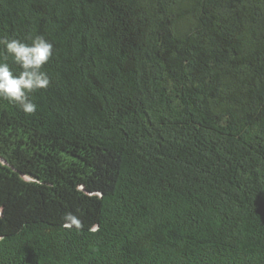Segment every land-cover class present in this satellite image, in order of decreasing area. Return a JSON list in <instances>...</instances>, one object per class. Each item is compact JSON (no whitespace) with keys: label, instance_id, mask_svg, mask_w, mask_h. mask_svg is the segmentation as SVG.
<instances>
[{"label":"trees","instance_id":"trees-1","mask_svg":"<svg viewBox=\"0 0 264 264\" xmlns=\"http://www.w3.org/2000/svg\"><path fill=\"white\" fill-rule=\"evenodd\" d=\"M37 35L36 112L0 98V264H264V0H0V39Z\"/></svg>","mask_w":264,"mask_h":264},{"label":"clouds","instance_id":"clouds-1","mask_svg":"<svg viewBox=\"0 0 264 264\" xmlns=\"http://www.w3.org/2000/svg\"><path fill=\"white\" fill-rule=\"evenodd\" d=\"M5 57L0 61V98L14 103L25 114H34L36 104L29 99L31 93L48 89L51 80L44 66L54 55V45L43 36L37 35L31 42H25L16 37L0 39ZM21 69L14 72L7 61ZM65 221L71 225H79L80 221L72 213L65 214Z\"/></svg>","mask_w":264,"mask_h":264}]
</instances>
